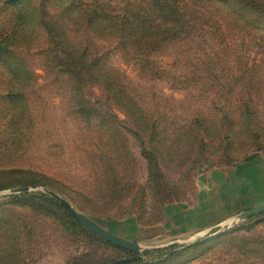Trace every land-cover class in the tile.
<instances>
[{"label": "rangeland", "instance_id": "rangeland-1", "mask_svg": "<svg viewBox=\"0 0 264 264\" xmlns=\"http://www.w3.org/2000/svg\"><path fill=\"white\" fill-rule=\"evenodd\" d=\"M28 1L42 22L36 39L17 50L37 82L26 95L33 124L25 136L10 127L0 74V264L135 257L65 229V215L41 198L42 189L138 244L137 264H264V216L201 237L264 205L263 175L230 181L219 174L264 161V25L246 26L217 0H176L185 22L180 39L140 55L117 37L98 38L88 15L138 16L146 0ZM250 1L264 8V0ZM17 15L0 9V36L17 26ZM46 24L71 47L104 57L122 80L123 103L88 82L90 113L78 112ZM94 111L122 124L121 162L107 141L110 126L89 119ZM25 187L37 189L12 194Z\"/></svg>", "mask_w": 264, "mask_h": 264}, {"label": "trees", "instance_id": "trees-1", "mask_svg": "<svg viewBox=\"0 0 264 264\" xmlns=\"http://www.w3.org/2000/svg\"><path fill=\"white\" fill-rule=\"evenodd\" d=\"M1 1V10L16 11V13H18L16 18L18 21L17 26L15 24V28L5 30L0 36V74L3 80L2 85L5 87L2 90V100H5L8 104V107L5 105V110L9 114V119L11 120V129L25 136L29 130L27 129L28 124H33L32 114L30 113V107L28 108L26 95L33 90L37 82L35 83L33 79L34 73H32L27 63L19 57L17 50L22 46H27L36 39L40 31L39 27L42 19L37 14L39 10L37 12L33 10L31 1ZM217 2L233 13L246 26L254 28V26L264 25V8L257 6L250 0H217ZM145 3L146 8L148 7L147 12L138 16H128L129 14L127 13L123 15H108L105 12L92 9L89 11L88 15L89 26L98 27L101 30L100 32H95L99 36H97L98 38L110 39L117 37L123 48L140 55L148 54V52L153 49L159 50V47H164V45L179 40L184 31L185 22L182 9L178 6L176 0H146ZM44 6L45 5L42 4L41 7ZM73 10L75 11L76 7L71 9V11ZM81 12L82 11H79V13ZM44 24L45 23H42V27ZM107 28L110 29L108 32L105 30ZM45 33L52 41V44H57L59 48H55V63L60 71L68 78L69 90L74 99L72 100L73 105L81 115L90 113V109H87V105L83 101V86L88 82L104 87L111 98H119L120 103H123L122 96L125 94V88L122 84V80L116 73L107 69V61L105 62L104 57H99V54L92 56L87 54L86 50L82 53L80 50L71 47V43L69 39L66 38V35L63 37V35L59 36L55 34L53 28L47 26V24L45 25ZM15 42H18L16 46L14 45ZM68 46L70 47L69 49ZM118 105L121 108V104ZM93 114L89 119H94L97 123L101 121L107 127L110 126L111 134L107 136V141L109 144H114V146L112 145L110 148L113 151L111 152L114 155L113 158L121 162L120 158L122 152L120 149L117 150L116 145L125 143V138L122 136L121 132L118 131L120 129L119 126L122 127V124L119 123V119L116 117H113V119L105 117L96 111H94ZM136 137L140 141L142 140L140 135H136ZM123 149L126 154V149ZM112 154H110V157ZM123 159L125 160V158ZM41 198L63 212L66 219L63 220L62 224L65 229L77 237L83 236L91 239L97 244L105 245L111 249H117L111 244L102 242L83 228L61 204L43 194H41ZM11 203L14 205H21V202L16 200V198ZM32 208L35 210L37 209L36 206H32ZM150 253L151 252H147L146 255ZM131 258L133 257L119 259L109 263L101 259L98 263L92 259L90 255H86L69 264H114L120 260H130ZM137 263L138 260L135 262L128 261L124 264Z\"/></svg>", "mask_w": 264, "mask_h": 264}, {"label": "water", "instance_id": "water-1", "mask_svg": "<svg viewBox=\"0 0 264 264\" xmlns=\"http://www.w3.org/2000/svg\"><path fill=\"white\" fill-rule=\"evenodd\" d=\"M36 189H37L36 187L20 188V189L12 190V194L29 193L31 190H36ZM42 190L46 195L50 196L52 199H54L59 204H61L88 232H90L91 234H93L94 236H96L97 238H99L100 240H102L107 244H111L116 248L122 249L124 251L130 252L135 255V257L131 258L130 260L124 259L114 264H124L127 263L128 261L135 262L141 259L142 249L138 244L125 240L119 236H116L110 231L106 230L101 225L93 221L91 218L79 212L68 200L61 197L59 194L48 189H42ZM263 215H264V205H260L256 208H253L251 210L245 211L237 215L236 217H234L233 219L227 221L222 225L207 230L202 234L201 237L214 236L220 233L221 231L227 230L232 226H236L240 223L246 222L248 220Z\"/></svg>", "mask_w": 264, "mask_h": 264}, {"label": "crops", "instance_id": "crops-1", "mask_svg": "<svg viewBox=\"0 0 264 264\" xmlns=\"http://www.w3.org/2000/svg\"><path fill=\"white\" fill-rule=\"evenodd\" d=\"M249 161L246 162L245 165L238 166L236 168L230 169L226 173L223 172L219 174H227L228 180L231 179L234 181L237 180L238 176H246L247 174H249V178L256 181V179H258L259 176H256L255 174H260V176L263 175L262 178L264 180V161L263 162H257V161L249 162Z\"/></svg>", "mask_w": 264, "mask_h": 264}]
</instances>
